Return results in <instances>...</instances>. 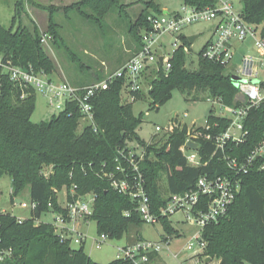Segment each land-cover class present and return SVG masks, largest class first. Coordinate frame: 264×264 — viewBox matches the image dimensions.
Instances as JSON below:
<instances>
[{"label":"trees","instance_id":"1","mask_svg":"<svg viewBox=\"0 0 264 264\" xmlns=\"http://www.w3.org/2000/svg\"><path fill=\"white\" fill-rule=\"evenodd\" d=\"M183 1L189 5L209 4L208 0ZM145 3L146 8L136 21H132L126 12L128 5L123 4L122 0H78L63 7L33 0H16L11 26H3L0 20V54L15 65L31 66L36 72L52 75L56 70L55 64L42 39L47 35L52 37L58 48L65 47L55 21L58 11L65 14L76 12L101 29L105 28V18L111 12L118 11L120 16L124 13L128 18V32L135 42L134 51L138 50L142 30L150 28V9L155 10L156 14L162 13L154 0ZM28 5L49 14L46 32L33 19V29L23 24V15L29 16ZM242 14L249 24L261 26L264 34V0H243ZM187 60L183 50H178L172 59L171 71H162L151 81L148 95L152 109L159 110L169 102L175 90L191 101L208 99L225 106L235 105L237 89L230 69L199 54L198 68L190 70ZM104 78L98 77L97 82ZM123 85L122 79H117L109 89L92 99L94 124H85L79 132L82 114L78 102H68L64 111L51 116L49 120L34 123L31 118L38 94L32 89L17 86L0 67V178L5 175L10 177L15 195L29 187L31 200L37 204L31 217L23 221L0 210V264H99L86 254L84 244L78 249L73 248L69 240L60 238L52 223L41 222L42 216L48 212L65 213L66 209L58 199V193L63 189L69 201L73 188L77 197L87 194L95 196L94 212L89 219L96 221L100 236L121 239L130 225L144 224L137 211L138 200L115 190L105 175L115 172L120 152L128 153L131 150L128 142L135 141L146 149L139 169L155 213L166 204L170 195L193 189L199 178L230 175L223 154L212 158L215 146L204 139L198 140V151L208 165H188L180 151L189 132L185 127L168 135L162 147L148 145L142 140L137 129L143 122V113L136 116L132 103H122ZM131 97L134 101L140 100L142 92L133 93ZM207 125H210L209 130H198L217 135L226 131L229 121L212 112ZM245 125L249 132L245 142L229 144L226 148L231 159L236 158L241 162L264 136V104L250 112ZM152 152L155 160L150 158ZM48 169L50 174L47 177L45 173ZM128 173L129 179L133 180L132 170ZM163 174L167 177L165 194L158 185ZM116 176L125 178L120 174ZM126 213L129 215L126 216ZM160 223L167 235L164 239L181 236L169 218H162ZM202 235L207 243L204 257H215L219 264H264V170L256 167L242 176L241 192L227 215L206 226ZM157 256L153 254L152 260ZM109 264L132 262L118 259Z\"/></svg>","mask_w":264,"mask_h":264},{"label":"built area","instance_id":"2","mask_svg":"<svg viewBox=\"0 0 264 264\" xmlns=\"http://www.w3.org/2000/svg\"><path fill=\"white\" fill-rule=\"evenodd\" d=\"M208 1L209 4L206 6L184 3L179 11H166V13L163 11L161 14L149 15L150 28L142 30L140 48L132 52L130 59L117 71L89 86L76 87L68 82H56L44 72H36L31 66L25 68L15 65L12 60L6 59L0 54V67L13 83L22 89L34 90L58 113L65 110L68 102H78L82 114L81 120L86 124L93 125L94 112L91 101L98 93L109 89L110 84L117 79H122L123 90L130 97L133 93L141 92L146 75L152 69H155L157 74L162 71L165 73L171 71L172 59L178 50H183L188 58L193 43L190 42V37L184 35L186 27L201 21L216 22L214 35L200 54L204 59L220 63L230 70L235 68L231 79L234 76L240 79L233 82L234 85L238 84L235 105L225 106L212 100L220 106L221 112L218 116L228 119V128L217 135L205 134L198 129L209 130L210 125H207L206 121L205 125L188 132L185 145L180 148V151L190 167L207 166L208 163H204L199 154L198 140L211 141L215 146L212 158L220 153L223 154L231 172L230 175L199 178L193 189L170 195L166 204L158 213H155L139 169V163L145 158L146 151L142 157L131 148L128 153L120 152V157L116 159L115 172L105 174L115 190L131 199L138 200L137 211L145 224L155 225L160 223L162 218L170 219L172 216L182 213L184 218L177 223L196 229L187 238L182 250L172 253L176 259L184 251L192 252V257L203 255L207 243L204 241L202 233L206 226L218 222L227 215L231 205L241 192L243 175L248 174L256 167L264 170V136L242 162L236 158L231 159L226 152L229 144L240 145L245 142L249 133L245 125L249 114L253 109L264 104V81L252 82V79L257 78L259 72L264 70L262 27L249 24L244 19L243 0ZM237 1H241V9L236 8ZM166 37L167 40H165ZM49 38L45 35L42 43H46ZM246 42L251 44L250 51L243 56L239 66H234L233 61L237 47ZM161 57H164L163 65L160 63ZM131 98L134 100L133 97ZM179 128V125H168L165 128L157 126L156 131L170 135ZM189 142L198 144V148H190ZM129 170H132L133 180L129 179ZM116 172L125 178H117ZM45 175L49 176L47 173ZM89 195H92L91 201L87 200ZM71 197L72 199L69 201L66 196L67 203L64 206L66 211L56 214L52 224L63 241L69 240L71 243L83 245L86 236L80 231V226L82 222L90 220L89 218L94 212L95 196L87 194L77 197L75 188H73ZM20 206L22 209L30 208L33 211L37 204L34 202L31 204L22 203ZM125 215L128 216L129 213ZM18 219L19 221L25 220ZM108 239L107 235H101L100 239L95 240V245L100 248ZM172 240L173 237L169 236L161 241L138 240L133 245L121 249V259L130 260L132 264H151V256L155 253L159 255L162 250L169 248Z\"/></svg>","mask_w":264,"mask_h":264},{"label":"rangeland","instance_id":"3","mask_svg":"<svg viewBox=\"0 0 264 264\" xmlns=\"http://www.w3.org/2000/svg\"><path fill=\"white\" fill-rule=\"evenodd\" d=\"M38 2L39 0H33ZM78 1V0H77ZM76 0H41L44 5H56L57 7L67 6ZM151 1V0H145ZM142 0H122L123 4L128 5L126 10L129 20L136 21L137 16L146 8V3ZM161 7V11L176 12L179 11L184 4L183 0H154ZM16 0H0V20L3 26L9 28L14 15V6ZM236 8L241 9V1L236 2ZM29 16L23 15L22 21L25 26L33 29L31 19L46 32L48 28L49 14L46 11L37 9L33 5L27 6ZM152 14L155 10L150 9ZM55 21L58 24L59 33L63 39L65 47L54 45L52 37L44 43V47L54 61L55 72L50 75L51 79L57 82H69L79 87L84 84H92L97 82L98 77H106L120 68L132 56L134 52L135 42L128 32V25L125 14L120 16L118 11L111 12L106 18L104 29L93 22L79 16L76 12L64 13L58 11L55 15ZM216 27L215 21H201L189 25L184 29L186 37H198L188 56L187 67L190 70L198 68L199 54L204 46L213 37ZM167 40V37L165 38ZM66 47L68 49H66ZM239 47V49H238ZM235 53L233 64L239 66L243 56L250 51L251 44L246 42L239 44ZM235 68L230 70L233 74ZM158 75L155 69L146 75L142 88V97L140 100L134 101L128 93L122 91V103H132L136 116L143 113V122L137 129V134L148 145H162L166 142L168 135L156 131V127L162 128L168 125H179L180 129L187 128L188 131L196 130L206 124L207 119L212 112L216 115L220 114V106L212 100L201 99L198 101L188 100L186 95L180 91L173 92L172 99L159 110L151 108V100L149 98V89L151 81ZM238 78V77H237ZM238 78L236 81H239ZM264 81V70L259 72L257 78L252 79L253 83ZM238 88V84H235ZM58 114L51 108L47 101L40 95L36 97V109L32 115V122L40 123L49 120L51 116ZM85 122L81 120L79 132L85 126ZM128 146L140 157L145 155L146 149L137 142H128ZM150 158L155 160V154L152 152ZM50 169L47 174H50ZM162 193H167V177L163 174L158 181ZM66 190L63 189L58 193L60 204L64 207L67 203ZM92 195L87 197L91 201ZM31 204V191L27 187L19 195L13 193L12 180L9 176L0 178V210L11 213L12 215L28 219L31 217L30 208L22 209L21 204ZM55 213L48 212L42 216L41 222L54 223ZM183 214L178 213L170 218L174 226H178L177 222L183 219ZM186 229V228H185ZM191 230V229H190ZM80 231L86 236L84 250L86 254L96 263L109 264L121 259V249L133 245L138 240L161 241L166 232L162 223L155 225L141 224L130 225L127 233L121 239H108L100 248L95 245V240L100 239L98 233V225L94 220L82 222ZM187 234V233H185ZM187 235L175 238L169 248L160 252V262L163 264H217L220 262L217 258L212 257L211 261L206 262L207 257H192V252L184 251L179 258H175L172 253L182 250L186 243ZM73 248H80L81 245L71 243ZM158 262V263H160Z\"/></svg>","mask_w":264,"mask_h":264},{"label":"crops","instance_id":"4","mask_svg":"<svg viewBox=\"0 0 264 264\" xmlns=\"http://www.w3.org/2000/svg\"><path fill=\"white\" fill-rule=\"evenodd\" d=\"M77 1V0H76ZM38 3H41V4H43L42 2H41V0H39L38 1ZM74 3V2H73ZM73 3H71V4H73ZM71 4H69V5H71ZM68 6V5H67ZM131 57V56H130ZM130 59V58H129ZM128 59V60H129ZM127 60V61H128ZM126 63V62H125ZM124 63V64H125ZM123 64V65H124ZM122 65V66H123ZM119 69V68H118ZM51 77V76H50ZM53 80V79H52ZM55 81V80H54ZM57 82V81H56ZM66 82V81H65ZM69 83V82H68ZM72 85V84H71ZM74 86V85H73ZM77 87V86H76ZM80 87V86H79ZM19 218V217H18ZM22 219H25V218H22ZM173 224V223H172ZM177 227L176 226H174L178 231H179V233H180V235L181 236H183V235H187V234H189L188 236H190V235H192L193 233H194V231L196 230L194 227H191V226H189V225H182V224H180V223H177ZM186 228V229H185ZM191 229V230H190ZM185 233H187V234H185ZM180 236V237H181ZM176 237H173V240L175 239ZM163 239H164V237H163ZM173 240H172V242H173ZM136 243V242H135ZM172 245V244H171ZM181 251V250H180ZM180 251H177V252H180ZM209 259V260H208ZM209 261H211V259L210 258H207V260H206V262H209ZM158 262H160V255H158L157 257H156V259H153L152 260V263L151 264H157ZM159 264H163V263H159ZM217 264H219V262L217 263Z\"/></svg>","mask_w":264,"mask_h":264},{"label":"water","instance_id":"5","mask_svg":"<svg viewBox=\"0 0 264 264\" xmlns=\"http://www.w3.org/2000/svg\"><path fill=\"white\" fill-rule=\"evenodd\" d=\"M165 13H166V11H165ZM197 38H198V37H196V36H192V37H190V42H191V43H194L195 40H196ZM163 59H164V57H161V58H160V63H161V65H163ZM237 79H238V78H237L236 76L232 77L233 82H235ZM188 146H189L190 148H192V149H197V148H198V144L193 143V142H189V143H188ZM208 260H209V259H208Z\"/></svg>","mask_w":264,"mask_h":264}]
</instances>
